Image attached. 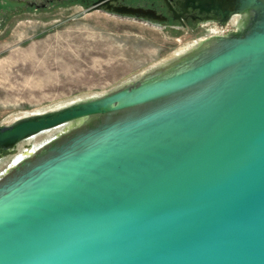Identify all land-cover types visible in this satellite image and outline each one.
<instances>
[{
    "label": "water",
    "instance_id": "water-1",
    "mask_svg": "<svg viewBox=\"0 0 264 264\" xmlns=\"http://www.w3.org/2000/svg\"><path fill=\"white\" fill-rule=\"evenodd\" d=\"M51 1L0 0V17ZM111 1L84 13L167 20ZM231 1L178 4L235 30L0 125L2 152L72 124L0 177V264H264V0Z\"/></svg>",
    "mask_w": 264,
    "mask_h": 264
},
{
    "label": "rangeland",
    "instance_id": "rangeland-1",
    "mask_svg": "<svg viewBox=\"0 0 264 264\" xmlns=\"http://www.w3.org/2000/svg\"><path fill=\"white\" fill-rule=\"evenodd\" d=\"M90 1L52 0L0 17V125L14 113L106 92L204 32L203 24L180 28L104 11L84 13ZM217 26L223 35L236 29L231 23ZM19 144L0 157L29 146Z\"/></svg>",
    "mask_w": 264,
    "mask_h": 264
},
{
    "label": "flooded vegetation",
    "instance_id": "flooded-vegetation-1",
    "mask_svg": "<svg viewBox=\"0 0 264 264\" xmlns=\"http://www.w3.org/2000/svg\"><path fill=\"white\" fill-rule=\"evenodd\" d=\"M94 1V0H92ZM90 1V3L92 2ZM174 11L177 13L182 14L180 20L173 21L171 17V13L168 10L166 2L164 0H149L145 2L144 0H114L110 2V6L112 8H121V7H143V8H152L164 16H166L167 20L162 23L172 24L173 26L184 28L188 27L189 25H204V32L208 29L214 28L217 31L222 32V29L217 26V24H222L219 21L220 16L215 13L218 9H212L210 12H202L199 13V8L193 7V4H188L186 6V12H183L180 4L178 2H182L183 0H167ZM221 3V9L227 10L232 9L233 4L231 0H219ZM197 3L195 2V5ZM225 23V22H224ZM202 25V26H203ZM203 32V33H204Z\"/></svg>",
    "mask_w": 264,
    "mask_h": 264
},
{
    "label": "bare ground",
    "instance_id": "bare-ground-1",
    "mask_svg": "<svg viewBox=\"0 0 264 264\" xmlns=\"http://www.w3.org/2000/svg\"><path fill=\"white\" fill-rule=\"evenodd\" d=\"M239 20H240V16L233 17V19L231 20V25L237 27V25L239 23ZM220 33H221L220 31H217L216 29L214 30V28L208 29L203 34L199 35L197 38L193 39L192 41H189V42H187L185 44H182L178 49L173 51L169 56L161 59L157 63H159L161 61H165V60H167V59H169L171 57H175L177 55H180L181 53L191 49L192 47H195V45L199 41L205 39L206 37H208L210 35H214V34H220ZM75 98H79V97H75ZM75 98H73V99H75ZM73 99H67V100L61 101L59 103L53 104L51 106L45 107V108L37 110L35 112H40V111H44L46 109H52V108L61 106V105L65 104V103H67V102H69V101H71ZM35 112L14 113V114H12V115H10L9 117L6 118V123H10L13 120H15V119H17V118H19L21 116H24V115H27V114H31V113H35ZM71 125L72 124H65L64 126H60L58 128L47 130V131L41 132L39 134H36L35 136H33V137H31V138H29L27 140H24V142H28L29 143L28 147H25V145L23 147L19 146L20 148L18 149L17 153L12 154V155H6L4 157H0V177L2 175H4L18 161H20L21 159H23L26 156H29L36 149H38L40 146L44 145L46 142L50 141L52 138H55L60 133L66 131L67 128L71 127Z\"/></svg>",
    "mask_w": 264,
    "mask_h": 264
},
{
    "label": "built area",
    "instance_id": "built-area-1",
    "mask_svg": "<svg viewBox=\"0 0 264 264\" xmlns=\"http://www.w3.org/2000/svg\"><path fill=\"white\" fill-rule=\"evenodd\" d=\"M233 17H235V16H233ZM233 17L228 21V22H225V23H231V20L233 19ZM223 35V34H222Z\"/></svg>",
    "mask_w": 264,
    "mask_h": 264
}]
</instances>
